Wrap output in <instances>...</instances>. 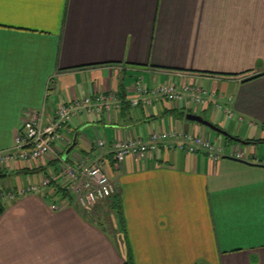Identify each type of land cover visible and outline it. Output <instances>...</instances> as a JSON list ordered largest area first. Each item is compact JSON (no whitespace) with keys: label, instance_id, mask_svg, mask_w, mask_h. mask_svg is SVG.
<instances>
[{"label":"crops","instance_id":"1","mask_svg":"<svg viewBox=\"0 0 264 264\" xmlns=\"http://www.w3.org/2000/svg\"><path fill=\"white\" fill-rule=\"evenodd\" d=\"M136 82L150 103H130ZM185 83L242 116L235 137L246 143L222 144L244 157L159 146L116 168V140L159 129L211 138L186 115L225 117L213 99L194 111L190 99L176 104L158 92ZM111 91L119 108L77 114L49 156L0 168V188L13 192L0 196V264H264V0H0V150L23 112L42 109L46 123L59 104ZM74 154L103 160L121 220L113 212L108 224L96 221L93 206L85 218L55 194L57 180L16 193Z\"/></svg>","mask_w":264,"mask_h":264},{"label":"built area","instance_id":"2","mask_svg":"<svg viewBox=\"0 0 264 264\" xmlns=\"http://www.w3.org/2000/svg\"><path fill=\"white\" fill-rule=\"evenodd\" d=\"M134 91L138 95L131 99L130 103L137 106L139 101L150 103L149 99L139 95L146 92V88L140 83L134 84ZM158 92L167 100L176 104L185 105L190 99L196 110L204 108L209 99H213V107L224 113L229 120H243L242 116L234 117L233 109L224 102L216 99L215 94L199 86L187 83L167 84L158 89ZM215 97V98H213ZM221 97V96H220ZM231 97L226 98V103ZM121 100L115 92L99 94L91 97L88 95L76 97L67 103L59 104L53 119L43 123V110L32 109L22 113L21 121L17 127L12 145L0 150V168L15 161H36L45 158L53 151V145L60 139L59 129L67 126L72 118L82 112L99 113L102 110L110 112L119 108ZM195 110V111H196ZM105 140L100 138L96 145L103 147ZM159 146L166 149H177L188 153H205L210 159L217 160L220 156L228 155L237 159L243 158L242 151L227 152L224 144L212 141L207 135H198L193 132L159 129L149 134L148 137L129 136L116 140L111 145L113 165L117 168L118 163L127 155H135L143 158L153 153ZM103 160L91 163L88 158L79 154L72 155L69 160L60 158L58 171L45 175L41 182L28 184L16 191L17 194L39 192L44 186H48L51 180H57L61 187L68 190L74 197V202L79 209L91 208L94 204L103 201L113 195L115 187L113 182L103 170ZM0 196L12 197L13 192L0 188ZM53 209L58 206L52 205Z\"/></svg>","mask_w":264,"mask_h":264},{"label":"rangeland","instance_id":"3","mask_svg":"<svg viewBox=\"0 0 264 264\" xmlns=\"http://www.w3.org/2000/svg\"><path fill=\"white\" fill-rule=\"evenodd\" d=\"M195 110L196 109L194 107V111ZM206 117L209 120L215 121L218 124H220L225 130H227L233 136L241 135V131L243 130L242 123L237 122L235 120L226 119L225 117H222L219 113H216V112H213L212 114H211V112H209V114H207ZM219 118H220V122H218ZM204 128H206L207 131L209 132V134L211 135V140L212 141L215 140V141H217L219 143H222L224 141V136L223 135H221V134H219V133H217V132H215V131H213V130L205 127V126H204ZM247 128H249V127L247 126ZM214 137H217L218 140L214 139ZM229 143L234 144L236 146L235 148L240 149V150H244L245 147H246V145L238 144V143H236L234 141H229ZM261 146L264 148V145H261ZM259 150L262 152V149L260 147H259ZM3 179L4 178H0V183H1V181ZM15 182H17V180H15ZM103 202H105V201H100V202H98V203L93 205V207L96 208V213H94L93 218L96 221H99V222L101 221V223L108 224V220L110 221V218H111L110 217L111 216L110 213L113 214V211H111L107 206H106L107 208L104 207V209H102V207H103L102 203ZM103 205H106V204H103ZM108 227H109V225H108Z\"/></svg>","mask_w":264,"mask_h":264},{"label":"trees","instance_id":"4","mask_svg":"<svg viewBox=\"0 0 264 264\" xmlns=\"http://www.w3.org/2000/svg\"><path fill=\"white\" fill-rule=\"evenodd\" d=\"M257 76H259V75H255V76L249 77L248 79H251V78L257 77ZM224 139L225 140H228L227 137H224ZM262 141H264V138L257 140V142H262ZM54 190H55V194L60 195L61 198L66 199L70 203H73L74 202V197L65 188L56 186ZM103 201H105V202L102 203V206H103L102 209H104V207L107 206L121 220L122 219V214H121L122 212H121V201H120L119 194H116L115 193V194L111 195L110 197H108L107 199H105ZM103 204H106V205H103ZM79 210H80L81 214L85 218H88L89 213H87L86 211H84V209H79Z\"/></svg>","mask_w":264,"mask_h":264},{"label":"water","instance_id":"5","mask_svg":"<svg viewBox=\"0 0 264 264\" xmlns=\"http://www.w3.org/2000/svg\"><path fill=\"white\" fill-rule=\"evenodd\" d=\"M186 118L188 120H191V121H195L199 124H202L206 127H208L209 129L213 130V131H216L218 132L219 134L227 137V138H230L234 141H237L239 143H246V141H243L235 136H233L232 134H230L227 130L219 127L218 125L210 122L209 120L205 119L203 116L199 115V114H194V113H188L186 115ZM74 146V141L71 143V145L65 150L64 152V158H66V156L69 154V152L71 151V149L73 148ZM1 176H4V174H0V177Z\"/></svg>","mask_w":264,"mask_h":264}]
</instances>
